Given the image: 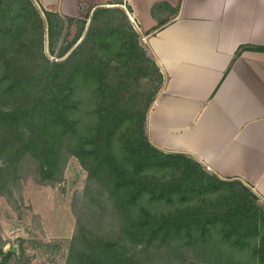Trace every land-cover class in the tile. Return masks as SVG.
<instances>
[{"label": "trees", "instance_id": "trees-1", "mask_svg": "<svg viewBox=\"0 0 264 264\" xmlns=\"http://www.w3.org/2000/svg\"><path fill=\"white\" fill-rule=\"evenodd\" d=\"M43 12L42 19L31 0H0V184L19 181L31 167L40 181L57 180L75 156L99 192L105 190L122 222L119 230L104 237L81 230L67 264H145L150 249L164 248L209 254L205 244L213 236L232 252L253 247L264 264V208L252 188L151 143L147 115L160 87L143 107L126 91L137 73L164 77L135 28L122 24L127 17L96 10L83 50L78 46L66 57L64 50L52 61L43 52L42 30L45 22L52 44L59 20ZM80 90L92 98H79ZM14 253L0 246V264Z\"/></svg>", "mask_w": 264, "mask_h": 264}, {"label": "crops", "instance_id": "crops-1", "mask_svg": "<svg viewBox=\"0 0 264 264\" xmlns=\"http://www.w3.org/2000/svg\"><path fill=\"white\" fill-rule=\"evenodd\" d=\"M39 1L71 18L89 9V21L103 8L133 16L164 77L147 120L151 143L243 182L264 204V51L241 49L264 47V0Z\"/></svg>", "mask_w": 264, "mask_h": 264}, {"label": "rangeland", "instance_id": "rangeland-1", "mask_svg": "<svg viewBox=\"0 0 264 264\" xmlns=\"http://www.w3.org/2000/svg\"><path fill=\"white\" fill-rule=\"evenodd\" d=\"M31 1L43 19V10L48 9L39 0ZM88 10L83 12L86 17ZM55 14L58 17L54 19H58L59 23L54 30L52 44L45 22L42 30L43 52L52 61L60 59L64 50L69 49L64 55L66 57L76 47H80L91 22L89 18ZM96 19L97 16L92 22V32ZM122 22L132 26L128 19ZM81 29H84L83 33L77 39ZM138 41L143 47L140 35ZM157 80L144 73H137L131 79V86L128 85L126 97L138 98V107H143L150 92L162 87L161 81L164 79ZM80 93L79 98H92L88 91L80 90ZM30 169L31 171L21 175L19 181H9L7 187L0 184V246L6 252L10 249L15 252L8 264H67L71 243L81 230L94 237L113 236L119 230L122 222L118 221L111 200L107 199L108 194L105 190L100 193V186L98 188L97 184H92L87 170L75 156L68 159L62 176L54 181H40L35 176V168ZM170 177L172 173L165 176L167 179ZM255 202L260 209L264 208L261 199L258 198ZM259 241L257 239V243ZM205 245L211 249L209 254L206 251L202 254L195 247H186L176 253L165 248L162 253L161 249H150L145 255L147 258L143 257L142 261L145 264H260L259 255L254 253L253 247L232 252L226 241L214 236Z\"/></svg>", "mask_w": 264, "mask_h": 264}, {"label": "built area", "instance_id": "built-area-1", "mask_svg": "<svg viewBox=\"0 0 264 264\" xmlns=\"http://www.w3.org/2000/svg\"><path fill=\"white\" fill-rule=\"evenodd\" d=\"M131 22H132L134 28L137 27L138 24H137V22L133 16H131Z\"/></svg>", "mask_w": 264, "mask_h": 264}]
</instances>
